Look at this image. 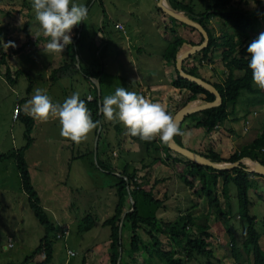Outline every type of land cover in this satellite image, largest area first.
<instances>
[{"label": "crops", "instance_id": "crops-1", "mask_svg": "<svg viewBox=\"0 0 264 264\" xmlns=\"http://www.w3.org/2000/svg\"><path fill=\"white\" fill-rule=\"evenodd\" d=\"M179 1L191 6L195 14L202 13L209 4V0ZM75 2L87 8V16L84 21L78 22L72 27L69 33L71 43L66 45L62 51L49 52L45 47L49 38L43 35V30L35 19L31 0H0L1 41L7 54L6 64L0 65V77L4 78V81L13 87L17 84L20 76H24L28 80L26 99L24 97L17 98L13 112L18 104L21 110L27 113V100L34 94L37 88L46 92L49 97L53 96L54 101L52 102H55V87L61 83H65L63 88L57 90L58 92L61 91L62 93L63 90L69 95L76 92L79 93L80 99L83 100L89 94L95 97L96 94L99 96L100 93V102L104 96L112 94L117 87H124L126 90L140 95L149 102L159 103L173 120L180 110L191 108L187 103L191 92L173 85L174 81L178 77H181L177 68V60L185 52L177 56L176 62L170 61L165 57L169 44L177 39L192 42L195 44L193 47H196L194 52L182 61V69L185 73L189 75L188 71L195 69L202 80L213 86L214 84H221L226 81L229 71L222 61L221 54L223 48H213L208 57H203L200 53L202 48L197 49L202 44V34L200 31L169 16L159 6V0H75ZM165 3L172 9L166 0ZM255 3L256 0H251L244 8L251 14L255 13L263 5L262 9L264 11V3L261 5H255ZM197 4H201V6ZM184 13L179 14L184 16ZM117 24H122L123 29L116 27ZM207 25L215 37L220 36L224 31H231L225 18L221 16L212 17ZM81 30L83 33H81ZM254 31L264 32V16L259 15L256 30L254 29ZM248 33L249 36L243 40L244 46H248L256 38L250 32ZM9 49H13L11 54L8 51ZM72 54L76 58L77 67L84 69L88 74H82V76H76L75 78L66 77L54 82L51 78L52 71L63 66L65 63H69ZM7 69L10 70L13 79H16L18 71L24 72L27 75H20L16 79L17 82L11 84L5 76ZM234 75L237 78L241 77L242 72L236 70ZM30 83L31 91L29 92ZM85 85L86 88L84 90ZM255 88L259 89L258 87ZM260 104V106H264V100H261ZM262 115L261 110L252 111V109H247L246 106L238 105L236 102L229 107L227 120L211 132H208L205 128L197 127V120L195 119H184L178 126L179 133L174 135V141L180 146L200 155L212 150L223 158H230L261 136L264 130V118ZM54 116L52 115L46 120H51ZM238 118L243 119L242 127L237 126ZM46 120L37 119L39 122ZM16 121H18V118L12 117V122ZM106 128L113 131V137H111L108 144L113 145L114 153L111 156L114 161V165L112 166L114 174L116 175V173H120L124 168L128 167L130 172L137 170L138 180L144 174V181L152 178L148 191L155 200L160 202V204H155L156 207H163V216L158 217V219L167 217L168 211H171L169 208H173L174 210L177 209V211H179L178 209H183L179 215L186 214L188 211L192 212L194 220L198 221V217L201 215L198 209L206 208L207 212L204 215L206 220H210L209 215L211 216L214 210L210 208L206 196L195 194L186 185L184 175H189L188 173L191 168H187L184 171L179 170L180 166L185 165L186 159L179 153V156H174L173 152L175 151L173 150L167 151L166 145L169 141L162 143L158 137H154L152 139L154 145L148 148L143 142L132 139L130 134L127 133L126 128L118 121L108 123V127ZM68 143H71L73 148H71L70 156L67 158V176L72 175L75 177L73 174L78 167L82 172L83 170L88 172V163L87 166L84 165V168L82 164L87 159L86 152L82 150L75 152L77 142H73L71 139L63 140V143L57 146L56 152H61L65 146H68ZM134 146H137V148ZM30 148L27 152H29ZM103 149L104 146H101L98 151V158L101 163L103 159H106ZM151 153H153L152 156L149 155ZM167 156L179 157L178 162L168 160ZM55 160L59 162L58 158ZM252 165L253 161L250 163L251 167ZM28 166L30 170L31 166L29 163ZM47 167H50V165ZM56 167L62 169L63 166ZM51 168H54V166H51ZM144 169L147 173H142ZM151 173L152 176H149ZM157 173L162 174L165 179L154 181ZM251 181L250 199L252 205L250 212L256 216V229L260 234L259 242L264 250V177L262 175L253 176ZM114 185H110L109 187L111 188V193L116 198L114 205L116 208L118 195ZM211 189L219 196L222 210L227 209V218L231 219L233 227L244 229L240 232L242 235L240 238L243 239L247 228L245 229V224L241 222L244 219L239 216L237 189L234 186L230 188V197L227 200L221 194L223 189L222 179H219L218 185ZM61 192V188L54 187L53 194H61ZM128 198V201H132L131 197ZM163 204L165 206H162ZM101 205L103 206L104 202L99 204L97 211L100 212L94 216L93 224L91 226L89 224L83 230L79 228L81 232L90 227L88 231L91 232L90 230L98 227V225L105 227L103 223L106 221V218L101 219L103 212ZM44 208L47 212L50 211L48 207L45 206ZM196 211L198 212L197 214ZM222 214L223 218H226V214L224 212ZM53 216L57 226L62 229L64 228L65 232L69 233V223L71 221H69L68 216L62 219L57 215ZM88 218H79V222H83L82 224H84ZM51 223L54 225L52 221ZM214 223L216 225L221 223V221L215 220ZM121 226L122 231L125 226L128 227L129 231L126 237L129 238L128 240L131 244L132 230L130 223L125 221ZM206 226L210 227V230H213L209 223ZM258 226L260 227L258 228ZM142 230L143 228L138 229V235L143 241V245H146L149 250L141 248L132 257L129 245L124 246L122 240L123 233L120 229L122 248L120 250L119 262L122 260V264H125L126 260L124 261V259L126 257L134 259L140 252L145 256L152 254L151 246L148 244L149 241H146L144 236L141 235ZM225 230L227 236L230 238L232 247L233 243L236 246V240L239 239L238 236L235 235V232L229 230L228 226L225 227ZM88 231L87 234L89 233ZM219 231L222 234L224 229L222 228L221 230L220 228ZM65 232L63 233L65 234ZM156 235L160 238L161 242V235L169 238L168 233H162L161 235L156 233ZM51 244L53 246V258L49 264H68L69 256L74 257L77 255L75 249L64 244L63 248L66 252V256L64 257L60 255L59 249H54L52 240ZM105 246L108 247L105 248ZM124 249L128 250L125 251ZM69 250L74 251L75 255L71 256L68 253ZM111 253H114V251L111 249L110 237L105 243L94 244V246L88 247L82 264H110ZM63 259H65L64 262ZM43 260L44 255L41 254L27 264H39ZM9 264H13V262Z\"/></svg>", "mask_w": 264, "mask_h": 264}, {"label": "trees", "instance_id": "trees-1", "mask_svg": "<svg viewBox=\"0 0 264 264\" xmlns=\"http://www.w3.org/2000/svg\"><path fill=\"white\" fill-rule=\"evenodd\" d=\"M250 1L251 0H209V4L206 6L205 10L200 14H195L192 7L184 4L182 1L166 0L175 12H185L183 14L185 17L194 20L203 26L208 32L209 44L200 50L203 57H208L213 48H223L221 56L225 67L229 71L228 77L224 83L214 84V87L219 90L222 96L221 104L192 113L185 118V120L187 118L197 120L196 126L205 128L208 132L213 131L227 120L229 116V107L238 101L243 91H248L252 94H264V89L255 88L252 82L251 70L247 67V56L249 54L246 52L247 46H244L243 41L249 36L248 32L255 37L260 34V31L255 32L254 29L256 30L259 15L264 16V11L262 9L263 5L261 8H258L255 13L251 14L244 8V6H247ZM263 3L264 0H256L255 5H261ZM158 9L161 10L159 7ZM214 16H221L225 18L231 31H224V33L220 36L215 37L207 25L208 21H210V19ZM201 38V43H203L205 38L203 35H201ZM1 39L2 36L0 31V65H4L6 64L7 54L5 53ZM194 45V43L187 42L184 39H177L173 43L169 44L165 57L170 61L172 60L176 62L177 56L180 53L189 51ZM82 70L83 69H79L77 67L76 58L72 54L70 56L69 63H65L63 66L52 71L51 78L54 82H56L66 77H74ZM236 70L242 72L241 77H235L234 72ZM85 73L88 74L86 71ZM188 73L192 77L201 79L195 69L189 70ZM20 75L27 74L18 71L16 73V79H18ZM5 76L11 84H15L17 82L16 79L12 78L9 69H7ZM173 85L177 88L187 89L191 92V96L187 102L191 108L198 107L208 102H213L216 99L215 94L212 92L206 90L195 82L181 77H178V79L174 81ZM30 91L31 83L29 92ZM84 101L86 107L91 112V119L94 122L98 121V123H101L103 116L99 114L97 110L100 103L98 94L95 95V99L93 101L89 100L88 97H86ZM18 120L25 124L24 137L26 144L21 149H13L5 153H0V161L13 160L15 162L21 180V188L27 196V202L33 210L39 223L45 229V235L40 241L38 247L35 248L31 255L24 259V261L20 264H27L41 254L44 255V260L39 264H49L53 258V246L51 244V240L49 239V234L54 229V225H52L47 211L41 205L38 191L32 183L26 159L27 151L33 143L32 132L35 127V119L27 115V113L20 108ZM98 123H96V126ZM130 137L134 140L143 142L148 148L154 145L153 140H141L139 136L132 135H130ZM166 149L168 152L171 151L168 144L166 145ZM98 150L99 148L97 147L96 155L97 160L99 161L98 165L101 164L100 167L105 171H108L107 173L111 174L116 179L114 186L117 189L118 195V202L113 216L108 218L103 223L105 227L110 228L111 249L114 251V254H112L110 258V264H122V260L119 262L120 250L122 248L120 229L121 225H123L125 221L131 223L132 236L129 250L131 255L139 252L141 248L149 250L146 245H143V241L137 232L140 228V224H147L152 230L149 231V237L151 244L154 246V251H152V249L151 251L158 258L163 259L167 264H184V261L179 256L176 257L173 251L165 250L162 247L160 238L153 232L154 230H157L158 225L162 226L161 230L158 229V233L160 231V233H168L169 239H171L174 243L179 244L181 248L187 252L186 261H189L197 256H212V252L207 249V240L210 238V234L207 232L209 229L208 226H197V229L202 231V233L191 236V232L188 230L189 226L194 224V214L190 211L186 214L178 215L177 220L167 223H158V218L156 217H142L137 208V202L135 199L137 195L140 194L144 196L145 199L154 204H160V202L151 196L146 186L141 187L138 185V179L136 176L137 170L130 172L129 168L126 167L119 175H115L112 168L107 169L104 165H102L98 158ZM173 155L179 156L177 152H173ZM201 155L217 164H232L239 162L237 167L222 170L213 168L184 156L186 159L185 165L180 166L179 170L184 171L187 168H191L188 173L189 175H184L186 185H188L195 194H203L206 196L210 208H215L218 215H223L221 202L219 196L214 193L211 188L216 187L219 179H222L223 189L221 194L225 200L230 197V188L232 186L237 189L239 216L247 221V230L246 237L243 242V249L252 254L251 264H264V250L259 242L260 234L256 229V216L252 215L250 212L252 205V201L250 199V192L252 189L251 178L253 176H261L252 170L250 163L251 161H256L264 165V130L258 139L243 147L239 152L235 153L230 158H223L212 150ZM178 158L179 157L167 156V159L173 162H178ZM133 184L137 186V188L132 190L131 186ZM128 197H131L133 204H130L129 208H126L128 203L127 201L129 199ZM93 221L94 220L92 218H89L88 220H85L83 225L88 226L90 224L91 226ZM184 238L187 239V244L182 247V239ZM232 248L234 255H238V249L235 248L234 243Z\"/></svg>", "mask_w": 264, "mask_h": 264}, {"label": "rangeland", "instance_id": "rangeland-1", "mask_svg": "<svg viewBox=\"0 0 264 264\" xmlns=\"http://www.w3.org/2000/svg\"><path fill=\"white\" fill-rule=\"evenodd\" d=\"M197 5L201 6V4ZM81 33H83L82 30ZM8 51H10L11 54L13 49H9ZM82 74H86L84 69L78 72L76 76H82ZM76 76H74V78ZM64 85L65 83H61L55 87L56 99L55 102H53L54 104L58 105L62 103L66 97L70 96L63 90L62 93L61 91H57L63 88ZM254 86L257 87L256 85ZM27 87L28 80L24 76L19 77L14 87L8 85L4 81V78L0 77V152L5 153L13 149H21L26 144L24 137L25 124L20 120L12 122V117L15 101L20 97L26 99ZM85 88L86 85L84 86V90ZM52 97L53 96H51L50 99L54 101ZM29 99L30 98H28V100ZM94 99L95 97L92 96L90 100L93 101ZM261 100H264V94H252L248 91H243L237 104L244 105L247 109H252V111L261 110L263 114L262 117L264 118V106H260ZM17 106L19 105L17 104ZM52 115L53 114H49L48 117ZM110 122L114 123L116 120L108 121L103 117L102 122H99L97 126L90 130L78 144H76L75 152L79 150L86 152L87 159L84 160L82 164L84 168V165L87 166L88 163V172L84 170L82 172L78 167L73 174L75 177H73L72 175L67 176V158L70 156L71 148H73L71 143H68V146H65L61 152H56L57 146L61 145L63 140L70 139L60 134V124L57 116H54L51 120L48 119L41 122L37 121V119L35 120V127L32 132L33 143L29 152H27V160L31 166L29 171L32 183L38 191L41 205L50 209L47 213L54 224V229L50 232L49 238L53 241L54 249H59L61 252L60 255L65 257L66 252L63 246L66 244L75 249L77 253L74 257L69 256L68 264H82L88 247L94 246V244L105 243V241L110 239L109 227L98 225V227L91 229V232L88 231L90 227L84 230L83 233L80 230H83V228L87 226H84L82 224L83 222H79V218L84 219L89 217L93 219L94 216L100 212L97 211V209L102 202H104V205H101L103 210L102 220L111 218L115 212L114 205L116 203V198L111 193V188L109 186L114 185L116 179L111 174H107V172L100 167L101 164L98 165L99 161L96 157L97 147L100 149L101 146H104L103 150L106 159L102 160V165L106 168H112L114 165L111 156L114 153L113 145L108 144L111 137H113V131L106 128ZM242 125L243 119L238 118L237 126L242 127ZM134 147L137 148V146ZM152 154L153 153L149 155L152 156ZM56 158L59 159V162L55 160ZM48 165H50V167H47ZM51 166H54V168H51ZM56 166L63 167L62 169H58ZM120 173L118 172L116 175ZM142 173L147 172L144 169ZM149 176H152V173ZM144 178L145 174L139 178L138 185L141 187L146 186L148 189L152 178H146L147 181H144ZM155 178L154 181L157 179H165L160 173H157ZM54 187L58 189L61 188V194H53ZM136 188L137 186L134 184L131 186L132 190ZM135 199L139 214L142 217L158 218L163 216V207H160L161 209L156 207L154 203L145 200L142 195H137ZM130 204H133V202L128 201L126 208H129ZM162 206L165 205L163 204ZM211 209L214 210V213L212 212L211 216L209 215L210 220H206L205 218L204 214L207 212L206 208L198 209L201 215H199L198 221L194 220V224L189 226L188 230L191 232V236H195L202 233V231L197 229V226L207 225L208 223L211 225L213 230H210L209 227L207 231L210 234V238L207 240V249L212 252V256L210 257L197 256L186 261L187 252L184 251L179 244L174 243L165 235H161L162 233L159 234L161 231L158 233V229L161 230L162 226L158 225L157 230L153 232L161 235L162 247L165 250L173 251L176 257L179 256L182 258L184 264H251L252 254L243 249V242L246 235L243 239L240 238L242 236L240 232L244 229L233 227L231 219L227 218V209L223 210L224 214H226V218H223V215H218L215 208ZM169 210L171 211H168L169 214L167 217L158 219V223L175 221L179 213L183 211V209H178L179 211H177V209L174 210L173 208H169ZM197 213L196 211V214ZM53 215L59 216L60 219L68 216L69 221H71V223H69V233L65 232L64 228L62 229L57 226ZM215 220L221 221V223L215 225ZM241 222L245 224L246 229L247 221L243 220ZM227 226L228 229L235 232V235L239 238L236 240L237 243L235 246V248L238 249V255H234L230 238L226 234L225 227ZM139 227V229L143 228L141 235L144 236L146 241H149L148 244L151 246L152 251H154V246L150 242L148 232V230L152 231L151 228L147 224H140ZM259 227L260 226H258V228ZM79 228L81 229L79 230ZM220 228L221 230L222 228L224 229L222 234H220ZM87 231L89 232L88 234ZM128 231V227L125 226L122 231V240L125 247L129 245L130 250V241L128 240L129 238L126 237ZM63 232H65V234ZM58 234H64V236L62 238H57ZM44 235L45 229L39 223L33 210L30 208L27 202V196L21 188L15 162L13 160L0 161V264H9L11 262L16 264L23 262L24 259L31 255L34 249L38 247ZM182 244V247L187 244L186 238L182 239ZM107 247L108 246H105V248ZM124 250L127 251L128 249ZM137 256L134 259L126 257V259H124V261L126 260L125 264H167L163 259L158 258L153 253L149 256H145L140 252ZM64 261L65 259H63V262Z\"/></svg>", "mask_w": 264, "mask_h": 264}, {"label": "clouds", "instance_id": "clouds-1", "mask_svg": "<svg viewBox=\"0 0 264 264\" xmlns=\"http://www.w3.org/2000/svg\"><path fill=\"white\" fill-rule=\"evenodd\" d=\"M31 7L43 35L49 38L45 45L49 52L62 51L71 43L69 33L72 27L87 16V8L75 0H31ZM246 52L252 82L264 89V32L248 44ZM27 106V115L33 119L46 120L50 113L57 116L60 134L77 143L98 123L91 119L90 110L76 92L57 105L46 92L37 88ZM97 110L104 119L120 122L128 134L139 136L141 140L158 137L162 143H167L179 133L159 103L149 102L124 87H117L112 94L104 96Z\"/></svg>", "mask_w": 264, "mask_h": 264}, {"label": "water", "instance_id": "water-1", "mask_svg": "<svg viewBox=\"0 0 264 264\" xmlns=\"http://www.w3.org/2000/svg\"><path fill=\"white\" fill-rule=\"evenodd\" d=\"M159 6L169 16H171V17L179 20L182 23H185L187 25H190V26H192V27H194V28H196L197 30L200 31V33L204 36L205 41L201 45H199L197 47V49L204 48V47H206L209 44V34L205 30V28L203 26H201L200 24H198L194 20H191V19H189L187 17H184V16L180 15L179 13L175 12L174 10H172L165 3V0H159ZM195 49H196V47H193L192 49H190L189 51L185 52L184 54H182L178 58V60H177V68H178V70H179L182 78L187 79V80H190L192 82H195L198 85H200L203 88H205L206 90L212 92L213 94H215L216 99L213 102H208L206 104L200 105V106L195 107V108H183L182 110H180L174 116V118L172 120L176 124L177 128H178L179 124L185 119L186 116H188V115H190L192 113L201 111L203 109L212 107V106L220 105L221 102H222V96H221L219 90L216 87H214L212 84H210V83H208V82H206V81H204L202 79H198V78L192 77V76L188 75L187 73H185L183 71V69H182V61L186 57L190 56L194 52ZM99 97H100V93H99ZM97 140H98V138H97ZM168 146H169V148L171 150L179 153L182 156H185V157L194 159V160H196L198 162H201V163H203L205 165L211 166V167L216 168V169H222V170L230 169V168H233V167H237L238 164H239V162L232 163V164H229V163H226V164H217V163H214L211 160L205 158L204 156H202L200 154H197V153H195V152H193V151H191V150H189V149H187L185 147H182L179 144H177L174 141V136L169 141ZM252 170L255 173H257V174L264 176V165H262L260 162L253 161Z\"/></svg>", "mask_w": 264, "mask_h": 264}, {"label": "built area", "instance_id": "built-area-1", "mask_svg": "<svg viewBox=\"0 0 264 264\" xmlns=\"http://www.w3.org/2000/svg\"><path fill=\"white\" fill-rule=\"evenodd\" d=\"M116 27H118V28H120V29H123V25H122V24H117ZM88 99H89V100L92 99V95H89V96H88ZM19 114H20V108H19V106H16V108H15V110H14V112H13V117H14L15 119H17L18 116H19ZM61 237H62V235H60V234L57 235V238H61ZM68 253H69L71 256H74V255H75V252H74V251H71V250H69Z\"/></svg>", "mask_w": 264, "mask_h": 264}]
</instances>
